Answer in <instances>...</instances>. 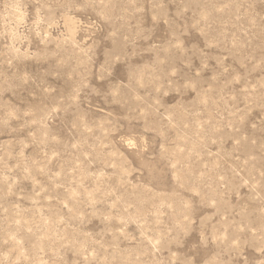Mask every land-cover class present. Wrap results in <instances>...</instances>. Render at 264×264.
<instances>
[{
	"label": "rangeland",
	"instance_id": "374dc122",
	"mask_svg": "<svg viewBox=\"0 0 264 264\" xmlns=\"http://www.w3.org/2000/svg\"><path fill=\"white\" fill-rule=\"evenodd\" d=\"M0 264H264V0H0Z\"/></svg>",
	"mask_w": 264,
	"mask_h": 264
}]
</instances>
